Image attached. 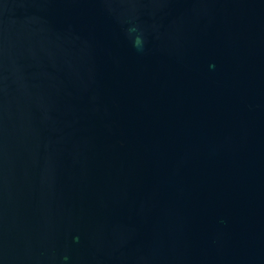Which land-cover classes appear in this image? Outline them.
<instances>
[{
	"label": "water",
	"instance_id": "1",
	"mask_svg": "<svg viewBox=\"0 0 264 264\" xmlns=\"http://www.w3.org/2000/svg\"><path fill=\"white\" fill-rule=\"evenodd\" d=\"M0 264H264V0H0Z\"/></svg>",
	"mask_w": 264,
	"mask_h": 264
},
{
	"label": "clouds",
	"instance_id": "2",
	"mask_svg": "<svg viewBox=\"0 0 264 264\" xmlns=\"http://www.w3.org/2000/svg\"><path fill=\"white\" fill-rule=\"evenodd\" d=\"M135 32H137V29L135 27L128 29V35H129V38L132 39L133 46L136 48H140V46L143 43V40H142V37L139 35L133 36L132 34ZM65 259H67V258H65Z\"/></svg>",
	"mask_w": 264,
	"mask_h": 264
}]
</instances>
